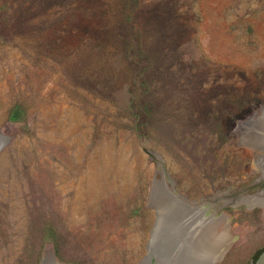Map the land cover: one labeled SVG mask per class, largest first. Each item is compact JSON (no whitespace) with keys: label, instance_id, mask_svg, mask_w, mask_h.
Instances as JSON below:
<instances>
[{"label":"rangeland","instance_id":"obj_1","mask_svg":"<svg viewBox=\"0 0 264 264\" xmlns=\"http://www.w3.org/2000/svg\"><path fill=\"white\" fill-rule=\"evenodd\" d=\"M263 118L264 0H0V264H139L157 181L251 264Z\"/></svg>","mask_w":264,"mask_h":264},{"label":"bare ground","instance_id":"obj_2","mask_svg":"<svg viewBox=\"0 0 264 264\" xmlns=\"http://www.w3.org/2000/svg\"><path fill=\"white\" fill-rule=\"evenodd\" d=\"M262 124V128L264 130V118L262 119ZM258 139H260V137ZM260 147L264 149V142L260 144ZM258 162L259 167L261 168L262 172H264V157L260 156ZM158 175V178L162 180L165 177L164 173L162 172H160ZM159 182L160 181H157L153 189L150 191L152 194V196L149 195L150 198L153 197L155 187L159 185ZM148 200L151 202L150 199ZM168 203L170 205L166 206V204L164 208L158 209V218L152 234L149 253H147L148 255H146L141 264H217L224 253L228 250L230 244V233L226 229H223L219 223L223 220V218H221L222 216H219L216 222L204 230V227L198 229L192 228V224L197 220L200 214L205 217L209 215V213H201L199 212V209L194 208L192 210L195 212L192 215V213H189L190 208H188L191 206L183 205L181 208L176 206V204L170 199H168ZM173 213L175 215L181 213V216L179 215L180 217L178 220H172L171 216H173ZM186 221L190 224L185 225ZM186 233H188L186 235L187 238L183 241H180L179 239L184 237ZM182 243H185L188 247L182 250L181 255H178V257H173L172 259L173 251L175 252L177 250L176 247ZM156 258L157 260L155 261L154 259ZM48 262L49 260H47L45 263L48 264Z\"/></svg>","mask_w":264,"mask_h":264},{"label":"water","instance_id":"obj_3","mask_svg":"<svg viewBox=\"0 0 264 264\" xmlns=\"http://www.w3.org/2000/svg\"><path fill=\"white\" fill-rule=\"evenodd\" d=\"M169 185L171 186V183H169ZM170 199L172 202H174L175 204H176V206H178V207H183V205L185 206V205H189V206H192V207H194V208H196V209H203V208H206L207 210H210V212H209V215H207V216H203L202 214H200V216L197 218V220L192 224V228H202V227H204L203 228V230L205 229V228H207L208 226H210V225H212L214 222H216L217 221V219L219 218V215H215V214H213L212 212H213V210H212V208L209 206V205H202V206H194L193 204L194 203H189V202H187V200L185 199V198H182L181 196H179L178 194H176L175 192L173 193H171V191L170 192H163V190H162V188L160 187V186H156L155 187V191H154V194H153V199H154V201H153V205H154V207H156V209H157V212H156V220H155V223H154V227H155V225H156V221H157V218H158V209L159 208H164L165 207V205L166 206H168V205H170L169 203H168V199ZM181 216V213L180 214H174L173 213V216H171V218H172V220H178L179 219V217ZM177 216V217H176ZM220 216H222V215H220ZM191 228V229H192ZM190 229V230H191ZM203 230H202V232H203ZM153 231H154V228H153V230H152V234H153ZM189 232V231H188ZM202 232H201V234H202ZM188 233H186L185 234V236L184 237H182V238H180L179 240L180 241H183V240H185L186 238H187V235ZM151 238H152V235H151ZM151 238H150V241H149V244H148V252L147 253H149V246H150V243H151ZM188 246L185 244V243H182V244H180L179 246H177L176 248H177V250L174 252L173 251V253H172V259H173V257H178V255H181L182 254V250L183 249H186ZM176 248H174V249H176ZM182 248V249H181ZM148 255V254H147ZM146 257V256H145ZM145 257L143 258V260L145 259ZM47 260H49V262H48V264H58L56 261H55V259H54V257H52L51 255H49V254H47L46 256H45V258L43 259V261H42V263L41 264H46L45 262L47 261ZM142 260V261H143ZM155 261L157 260V258L156 259H154ZM223 260V259H222ZM141 261V262H142ZM141 262L139 263V264H141ZM167 264H169V263H167ZM255 264H264V251L261 253V255L259 256V258L257 259V261H256V263Z\"/></svg>","mask_w":264,"mask_h":264},{"label":"trees","instance_id":"obj_4","mask_svg":"<svg viewBox=\"0 0 264 264\" xmlns=\"http://www.w3.org/2000/svg\"><path fill=\"white\" fill-rule=\"evenodd\" d=\"M137 32H138V33H137V39L139 40V43L141 44V42H142V33L140 32L139 29L137 30ZM20 116H21V110H20L19 107H16V108L12 111V113H11V115H10V120L13 121V122H17V121L20 120ZM263 251H264V248L256 254L255 259H254L255 261H257V259L259 258L260 254H261Z\"/></svg>","mask_w":264,"mask_h":264},{"label":"flooded vegetation","instance_id":"obj_5","mask_svg":"<svg viewBox=\"0 0 264 264\" xmlns=\"http://www.w3.org/2000/svg\"><path fill=\"white\" fill-rule=\"evenodd\" d=\"M262 150H264V149H262ZM258 187L260 188V189H262V191H264V182H261V183H259V185H258ZM223 217V216H222ZM264 248V247H263ZM262 248V249H263ZM261 249V250H262ZM260 250V251H261ZM261 255V254H260ZM255 259V257L253 256V259H252V262H251V264H255L256 263V261L254 260Z\"/></svg>","mask_w":264,"mask_h":264}]
</instances>
